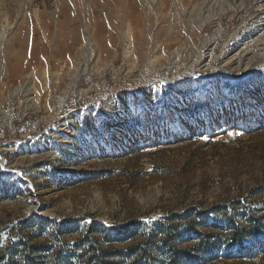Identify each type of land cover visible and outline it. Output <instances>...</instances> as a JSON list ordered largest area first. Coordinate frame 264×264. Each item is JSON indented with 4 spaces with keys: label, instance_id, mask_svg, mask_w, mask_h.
Here are the masks:
<instances>
[{
    "label": "rangeland",
    "instance_id": "rangeland-1",
    "mask_svg": "<svg viewBox=\"0 0 264 264\" xmlns=\"http://www.w3.org/2000/svg\"><path fill=\"white\" fill-rule=\"evenodd\" d=\"M66 1L89 30L109 27L95 41L89 77L74 83L45 55L63 32L45 33L36 15L54 13L57 1L0 0V36L28 37L32 54L23 63L34 80L32 96L15 94L23 80L9 77L10 48H0V256L6 244L33 235V242L53 246L34 264H77L72 250L91 228H101L89 241L112 248L105 258L112 264H264V123L228 126L218 138L199 132L179 139L174 127L259 86L249 101L262 100L254 117L264 113V45L244 73L219 60L206 70L191 68L197 48L218 28L217 59L256 50L264 10L249 6L252 0L228 10L233 0H220L214 5L226 10L220 18L202 29L192 20L187 30L186 0H134L125 16L111 2L102 9L93 1L89 12L84 0ZM172 33L181 39L173 41ZM134 135L145 139L127 143ZM164 225L177 228V258ZM57 227L67 230L59 234Z\"/></svg>",
    "mask_w": 264,
    "mask_h": 264
},
{
    "label": "bare ground",
    "instance_id": "bare-ground-1",
    "mask_svg": "<svg viewBox=\"0 0 264 264\" xmlns=\"http://www.w3.org/2000/svg\"><path fill=\"white\" fill-rule=\"evenodd\" d=\"M56 1L57 3H55L56 5L54 13H46V11H44L36 15H38L39 17V27L45 33H51V31L54 30L63 32V36L60 34L62 36L59 39L60 43L54 46V48L51 50L52 52L49 51L50 53H46L45 55L49 57L52 64H54L55 62L59 74H64V76L67 77V79L70 80L71 83H74L78 79H82L83 77H89L88 65L97 56L95 50V41L96 39H101V37H103L106 32H109L107 31L109 27L106 28L98 24L93 25V22L92 28L97 29L98 33L97 30H89L88 26L86 24H83V22L75 15L74 10L68 7L66 0ZM93 1H96V3L99 2L100 7L102 9L109 7V3L111 2L113 3V5H116L121 8L124 12L123 15L125 16L127 12L129 13V11H126L125 9L129 7L132 4V1L134 0H84V5L86 6V9L89 12H91L90 9L94 5ZM179 1L183 2L185 0H178V2ZM217 3L219 5V3L222 2L220 0H186V5H188V7L186 6L187 8L185 9L182 15L185 14L188 18L184 20L185 22H183L185 24L184 27L187 28V30L194 29L190 27V24H192L190 21L194 20V23L196 22V24L198 25V29H202L204 26H206V23L210 22L215 18H220L221 14L226 12V10H219L218 8L215 9L216 7L214 5H217ZM165 4L167 5L168 3ZM190 4L192 5L190 6ZM248 4L252 7L255 6L256 9L264 10V0H252V2H248ZM134 5L132 4L133 7ZM243 6L244 0H233V2L230 3L227 9L235 11L242 9ZM221 9H223V7H221ZM23 10L24 9L21 8V12H23ZM134 19L136 25L142 24L141 17L136 16ZM176 19L177 18L173 19V22L171 23L172 27L178 26L179 21H176ZM260 26L262 35L255 39L254 44L256 46V50L251 51L244 49V51L237 52L235 54L224 53L221 55V59L216 58L218 39L222 34L221 28H218L215 31L214 36L205 39V41L202 42V45L197 48L198 53L196 62L192 64L191 68L193 70H196V68L199 66L202 69L206 70L212 64L213 60H219V63L222 64V67L224 69H227L228 71H232L234 73H244L253 64L254 60L258 58L259 53L261 51V47H263L264 45V22H262ZM95 31L97 34L95 33ZM84 32H88L89 34L85 33V35L83 34ZM172 39L173 41H178L181 39V37L174 33L172 35ZM28 41L29 39L27 36H23V38L20 39H12V41L10 36L6 33H2L0 36V48L3 49L6 46H9L10 48L9 77L14 81H19L20 79L23 80L21 81L22 84L18 86L14 93L16 94L22 92L25 93L27 97H30L32 96L34 80L31 75H27L25 65L23 63V60L27 57V55L32 54L27 50L26 44L28 43ZM183 41L185 43H190L188 38L184 39ZM183 44L181 46L179 45V47H177V50H183ZM104 53L105 55H107L106 51ZM18 58H21V61H18ZM174 58H177V56H172L171 59H169V62H167L168 66L173 65L175 63L176 59ZM152 61L153 57L152 55H150L149 62L147 63V73L149 75L154 74L152 72L153 68L151 67ZM81 65H83V70L79 71L78 68L81 67ZM109 69V65L104 66L105 71ZM94 72L96 75L99 74L97 70ZM25 79H28V81L23 84ZM155 81L157 82V80ZM261 89L262 87L259 86V88H254L253 90L246 91L243 93L241 99H233L230 102V105L225 108H220L215 113L211 111L203 113L200 115V117L193 120V122L189 125H185L183 122L175 124L174 127L177 128V137L180 139L186 135H195L200 132L205 136H212L218 138L221 137L223 130L228 126L240 127L243 129H252L254 127L260 126L264 123V113L262 112L257 117H254V114L256 113V111H259L262 108V105L260 104L262 100H260V102L253 101V99L251 100L252 102H250L249 100L251 99L252 95H256L258 92H261ZM83 94L84 92H80L78 95L82 96ZM67 98L68 96L65 95L62 100H60V107L64 105ZM68 120H66L67 122H65V125H63L66 127V130L69 129V127L71 126V121ZM144 139L145 138L140 135H134L130 139L126 138V141L127 143H130L132 141H142Z\"/></svg>",
    "mask_w": 264,
    "mask_h": 264
},
{
    "label": "trees",
    "instance_id": "trees-1",
    "mask_svg": "<svg viewBox=\"0 0 264 264\" xmlns=\"http://www.w3.org/2000/svg\"><path fill=\"white\" fill-rule=\"evenodd\" d=\"M158 224H162L161 222ZM99 229V230H98ZM67 230L66 227L56 228V231L59 232V234L65 233ZM102 230L101 228H91L88 231V237H85L77 244V248L72 250L71 256L75 255L80 260H78L77 264H112L110 262H106L105 258H109L113 254L112 248H102L99 244H94L93 242L89 241L91 240V235L93 233L99 234ZM177 228L173 225H164V227H161V233L164 236L165 242L168 245L167 247L172 249V251H175V245H176V237L178 235ZM233 239L237 240L240 238V232L235 231L233 234ZM33 235H28L26 238H22L18 243L13 244L12 242L6 244L1 249V256H0V264L1 262H4L7 260V253H10L11 256H9V263L8 264H34L37 263L36 255H39L40 252L46 253L47 251H50V249L53 248V246H46L45 244H39L38 242L34 241ZM61 249V248H59ZM57 253V257H59L60 254H62L61 250ZM81 249L82 252L80 254H77L76 250ZM19 254L17 260H15L14 255ZM42 259L41 257H39ZM173 258L176 257V253H173ZM50 264H56L54 262H51ZM58 264V263H57Z\"/></svg>",
    "mask_w": 264,
    "mask_h": 264
}]
</instances>
